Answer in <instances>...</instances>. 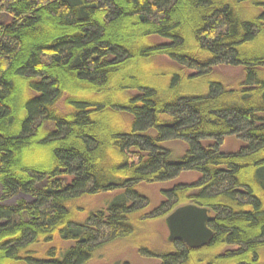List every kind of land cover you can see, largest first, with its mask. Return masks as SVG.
I'll list each match as a JSON object with an SVG mask.
<instances>
[{
	"label": "trees",
	"instance_id": "16d2710c",
	"mask_svg": "<svg viewBox=\"0 0 264 264\" xmlns=\"http://www.w3.org/2000/svg\"><path fill=\"white\" fill-rule=\"evenodd\" d=\"M162 57L174 67L167 91L202 79L204 92L167 101L139 86L124 103L85 99L84 90L108 93L133 59ZM222 66L243 69L239 84L220 78ZM22 81L26 99L17 94ZM105 111L131 119L121 126L115 118L104 130ZM227 137L241 142L238 151L221 150ZM174 141L187 146L178 160L165 146ZM35 143L50 148L49 160L21 164L22 149ZM192 172L196 181L163 191L147 213L138 185ZM113 192L120 193L99 211L74 206ZM19 194L32 200L0 205V264H88L100 248L133 236L135 224L166 220L185 206L208 211L210 241L198 249L168 241L171 250L162 253L139 247L141 256L160 264H261L264 0H0V198ZM55 241L71 245L36 257L35 247Z\"/></svg>",
	"mask_w": 264,
	"mask_h": 264
},
{
	"label": "rangeland",
	"instance_id": "374dc122",
	"mask_svg": "<svg viewBox=\"0 0 264 264\" xmlns=\"http://www.w3.org/2000/svg\"><path fill=\"white\" fill-rule=\"evenodd\" d=\"M243 10L246 11V6L243 5ZM124 26V25H123ZM117 27V26H116ZM114 27V28H116ZM261 40H263L261 38ZM259 40L258 42H262ZM155 42H163L157 38ZM189 41V39H188ZM191 42V41H190ZM142 61V62H141ZM131 63V64H130ZM128 64L127 69L119 71L118 75L114 77L109 85L108 93L99 92L98 95L92 96L93 91L84 90L83 95L86 100L94 102H101L105 104L111 103H124L127 96L136 94L139 86H148L155 88L159 91L161 97L165 100H170L178 94H198L203 93L204 81L202 79L193 80L191 83H187L186 79H182L184 86L182 85L177 91H167L169 76L173 73L172 63L166 58H158L154 61L149 60H135L133 59ZM217 74H220L226 84L235 86L243 78V69L232 68L222 66L215 69ZM127 77L136 78L133 81H126ZM17 94L19 98H25L30 95L26 81L20 82ZM237 87V86H236ZM63 89L67 91L70 96H74L76 99L79 97L77 89L70 84L63 81ZM138 93V92H137ZM18 104L21 103L19 99ZM64 103V97L60 100L59 107L62 108ZM17 105V104H16ZM64 109V107H63ZM62 110V109H61ZM108 113L107 115L105 114ZM101 115V124L104 130L110 127L111 122H115V118L121 123V126L127 124L131 118L123 114L114 115L110 119V113L105 111ZM111 121V122H110ZM46 129H49L46 128ZM208 142H204V145H208ZM241 142L235 137H227L221 147L223 152H236L239 150ZM171 153L173 160H178L183 156L186 151V144L180 141H174L165 145ZM50 148L48 146H41L39 144H32L31 146L22 149L20 153V161L23 165L36 164L45 160H49ZM198 179L196 173H182L179 177L172 181L155 183V184H140L137 186L138 192L149 200V209L147 213L155 209L164 200L162 195L163 191H167L177 184H191ZM120 192L103 193L95 196H88L81 198L75 202V207L82 208L84 212H96L104 209L107 203L113 199L114 196ZM32 199L28 196L19 194L8 199L0 198L1 206H14L19 201L30 202ZM78 221H81L78 218ZM134 234L130 238L115 241L108 244L105 247L100 248L95 252L93 258L88 264H160L159 260L153 258H145L138 252L139 247H146L155 253H162L164 251H170L168 242V229L164 219L154 220L142 226L135 224ZM71 243L61 244L58 241L52 244L41 245L34 248L37 251L36 257L39 259L45 258L44 253L49 248L61 249L64 246H70ZM261 264H264V251L261 252Z\"/></svg>",
	"mask_w": 264,
	"mask_h": 264
},
{
	"label": "water",
	"instance_id": "95a60500",
	"mask_svg": "<svg viewBox=\"0 0 264 264\" xmlns=\"http://www.w3.org/2000/svg\"><path fill=\"white\" fill-rule=\"evenodd\" d=\"M210 219L204 208L185 206L177 209L165 220L168 241H180L191 249L206 245L212 237L208 228Z\"/></svg>",
	"mask_w": 264,
	"mask_h": 264
}]
</instances>
